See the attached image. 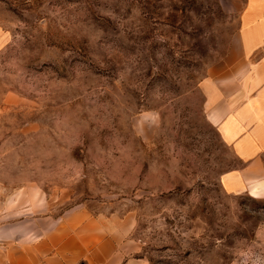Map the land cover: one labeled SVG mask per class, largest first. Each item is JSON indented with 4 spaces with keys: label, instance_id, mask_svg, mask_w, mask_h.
I'll return each mask as SVG.
<instances>
[{
    "label": "rangeland",
    "instance_id": "rangeland-1",
    "mask_svg": "<svg viewBox=\"0 0 264 264\" xmlns=\"http://www.w3.org/2000/svg\"><path fill=\"white\" fill-rule=\"evenodd\" d=\"M259 32L264 0H0L2 221L80 206L148 264H264V196L220 181L241 163L203 83Z\"/></svg>",
    "mask_w": 264,
    "mask_h": 264
},
{
    "label": "crops",
    "instance_id": "crops-1",
    "mask_svg": "<svg viewBox=\"0 0 264 264\" xmlns=\"http://www.w3.org/2000/svg\"><path fill=\"white\" fill-rule=\"evenodd\" d=\"M259 33L230 73L209 77L203 86L206 119L241 163L220 181L233 193L255 190L264 196V37ZM5 203L0 190V264H148L128 236L127 221L77 206L4 222Z\"/></svg>",
    "mask_w": 264,
    "mask_h": 264
}]
</instances>
